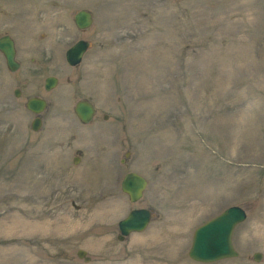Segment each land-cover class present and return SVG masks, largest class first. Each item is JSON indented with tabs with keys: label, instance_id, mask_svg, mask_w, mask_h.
<instances>
[{
	"label": "rangeland",
	"instance_id": "rangeland-1",
	"mask_svg": "<svg viewBox=\"0 0 264 264\" xmlns=\"http://www.w3.org/2000/svg\"><path fill=\"white\" fill-rule=\"evenodd\" d=\"M4 34L21 65L0 53V264H264V0H0ZM79 39L90 47L70 66ZM32 95L49 101L37 132ZM130 171L148 179L134 203L120 189ZM231 205L247 214L239 255L189 258L194 229ZM133 208L155 216L119 241Z\"/></svg>",
	"mask_w": 264,
	"mask_h": 264
},
{
	"label": "water",
	"instance_id": "water-1",
	"mask_svg": "<svg viewBox=\"0 0 264 264\" xmlns=\"http://www.w3.org/2000/svg\"><path fill=\"white\" fill-rule=\"evenodd\" d=\"M74 23L79 29H86L92 24L91 13L86 10H79L74 14ZM89 43L85 40H78L70 46L65 52L66 61L75 66L80 63L82 55L85 53ZM0 51L5 57L6 64L11 71L19 67V63L15 60L14 41L9 35L0 37ZM57 83V78L47 77L45 79V89H52ZM17 94V92H16ZM26 108L33 113H41L46 107V101L38 97H31L25 104ZM74 113L83 124L89 123L94 115L95 109L92 103L87 100H79L74 105ZM41 126V119L35 118L30 128L38 131ZM146 180L137 173H127L121 181V190L127 196L130 202H135L142 197L143 190L146 187ZM246 217L245 211L239 206H229L220 214L208 220L204 224L198 226L193 233L188 256L202 263L214 262L220 259L236 257L237 251L232 244V232L234 227L242 222ZM151 218V212L148 209H132L127 216L119 220L117 235L118 240L122 241L132 232H141L148 225ZM78 258H82L84 262H88L90 257L86 255V251L78 249L76 252ZM262 258L260 252H255L252 259L259 262Z\"/></svg>",
	"mask_w": 264,
	"mask_h": 264
},
{
	"label": "flooded vegetation",
	"instance_id": "flooded-vegetation-1",
	"mask_svg": "<svg viewBox=\"0 0 264 264\" xmlns=\"http://www.w3.org/2000/svg\"><path fill=\"white\" fill-rule=\"evenodd\" d=\"M2 56H3V55H2ZM3 58H4V56H3ZM4 60H5V58H4ZM17 61H18V60H17ZM18 62H19V61H18ZM5 65H6V62H5ZM20 65H21V64H20V62H19V67H20ZM19 67H18V69H19ZM6 68H7V65H6ZM7 69H8V68H7ZM8 70H9V69H8ZM49 76H53V75H49ZM47 77H48V76H47ZM45 78H46V77H45ZM45 78H44V80H43V83L40 84L39 88H40L41 90L47 92L48 90L45 89ZM16 92H18L19 95H21V89H20V88L16 87V88L13 89V95H14V96L16 95ZM15 97H17V96H15ZM30 97H39V98H43V99L46 100V107H45V109H44L41 113H38V114H33V113H32V114H33V118H32V120H33L34 118L39 117V118L41 119V123H43V114H44V112L47 110V108H48V106H49V101L47 100V98L42 97V96H40V95H32V96H30ZM30 97H29V98H30ZM95 112H96V108H95ZM94 116H95V114H94ZM126 155H129V152H127ZM78 158H79L78 156H75V157L73 158V161H76ZM124 161H125V158L121 159V162H124ZM139 174L142 175V176L148 181V179L144 176L143 173H139Z\"/></svg>",
	"mask_w": 264,
	"mask_h": 264
}]
</instances>
